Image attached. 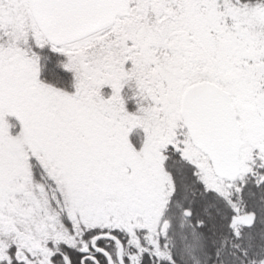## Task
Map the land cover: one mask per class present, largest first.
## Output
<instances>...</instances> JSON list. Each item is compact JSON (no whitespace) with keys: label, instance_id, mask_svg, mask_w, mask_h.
<instances>
[{"label":"snow or ice","instance_id":"6c2138e0","mask_svg":"<svg viewBox=\"0 0 264 264\" xmlns=\"http://www.w3.org/2000/svg\"><path fill=\"white\" fill-rule=\"evenodd\" d=\"M0 264H264V0H0Z\"/></svg>","mask_w":264,"mask_h":264}]
</instances>
